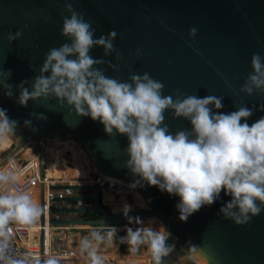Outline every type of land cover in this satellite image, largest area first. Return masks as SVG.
<instances>
[{
  "label": "water",
  "instance_id": "water-1",
  "mask_svg": "<svg viewBox=\"0 0 264 264\" xmlns=\"http://www.w3.org/2000/svg\"><path fill=\"white\" fill-rule=\"evenodd\" d=\"M65 2L0 0V70L11 71L8 83L19 85L28 80L26 87L31 90L32 79L39 74L49 49L69 42L61 36V12L64 16L69 15L64 11ZM67 2L84 15L85 21L91 22L94 38L107 36L112 31L117 33L112 43L122 59H116V52L104 56L102 47L90 51L92 58L105 61L96 67L103 69L106 76L129 81L132 74L147 72L164 84L163 95H171L173 99L177 89L183 96L223 97L224 107L219 110L223 113L235 111L242 104L248 107L264 105V94L239 93L252 72V55L260 53L264 56V0ZM193 27L197 29V35L190 38L189 30ZM17 31H21V36L9 43L8 34L15 35ZM137 49L140 50L139 58ZM110 64L118 65V70ZM31 66L36 70L33 71ZM13 93L9 99L0 90V108L6 109L11 119L20 122L15 133L18 140L11 138L12 147L1 156L0 163L28 142L41 154V140L51 138L66 142L72 138L106 178L126 186L133 183L135 178L124 166L128 159L126 137L108 136L98 121L75 115L67 106H58L55 99L47 102L30 100L27 107H22L16 103L18 89L14 87ZM30 113H43L47 119L37 120ZM164 116V124L173 134L190 128L187 120L174 119L171 111H166ZM262 116L264 112L255 111L247 122L251 125ZM26 119L32 121L36 131L24 127ZM52 188L91 191V195L55 197L57 201L91 202V206L52 207L51 212L75 216L53 218L52 224L103 226L128 221L122 210L112 211L102 204L97 185L69 184ZM136 190L145 199L147 208H133L129 215L142 219L157 217L170 233L166 243L175 245L173 253L163 258L162 264H264V211L247 225L237 226L218 214L222 204L230 199L221 193V200L202 207L182 222L175 207L179 197L147 184ZM43 191L42 187L41 201ZM41 211L43 214V209ZM150 264H153L152 260Z\"/></svg>",
  "mask_w": 264,
  "mask_h": 264
},
{
  "label": "clouds",
  "instance_id": "clouds-1",
  "mask_svg": "<svg viewBox=\"0 0 264 264\" xmlns=\"http://www.w3.org/2000/svg\"><path fill=\"white\" fill-rule=\"evenodd\" d=\"M64 11L69 15L61 12V36L69 42L49 49L39 74L32 79L31 90L26 87L28 80L10 84L7 79L11 71L0 70V90L4 95L11 99L15 87L16 103L22 107H27L30 100L55 99L58 106H67L75 115L98 121L108 136L126 137L128 159L124 166L135 178L129 186L135 189L147 184L179 197L175 207L182 222L202 207L221 200V193L230 199L222 204L218 214L237 226L247 225L264 211V116L251 125L247 122L255 111L264 112V105L242 104L235 111L223 113L219 111L224 107L223 97L183 96L177 89L173 99L163 95L164 84L147 72L132 74L129 81L108 77L96 67L105 61L92 58L90 51L102 47L104 56L116 52V59H122L112 43L117 33L94 38L91 22L85 21L84 15L67 0ZM188 35L194 38L197 29L191 28ZM20 36L21 31H17L15 35L9 33L7 39L11 43ZM139 52L137 49V58ZM109 66L118 70V65ZM31 68L36 70L35 66ZM251 68L239 93L264 94V56L254 53ZM166 111H171L174 119L187 120L190 128L173 134L164 124ZM30 115L37 120L47 119L43 113ZM19 124L8 116L6 109L0 108V144L16 138ZM23 125L37 130L31 120H24ZM18 180L14 168L0 170V264H61L53 254L44 258L33 253L8 255L12 226L28 228L41 215L40 204L30 192L14 190ZM131 211V205H123L128 224L136 227H126V235L119 237V242L127 244L133 254L145 247L153 264H162L163 258L170 257L175 250L174 244L166 243L170 233L163 225L159 230L152 227L155 218L145 224L140 217L130 216ZM116 232L115 227L108 232L92 230L81 238L79 251L87 264H104L100 246L113 244Z\"/></svg>",
  "mask_w": 264,
  "mask_h": 264
},
{
  "label": "built area",
  "instance_id": "built-area-1",
  "mask_svg": "<svg viewBox=\"0 0 264 264\" xmlns=\"http://www.w3.org/2000/svg\"><path fill=\"white\" fill-rule=\"evenodd\" d=\"M45 139L41 140V154L35 152L34 145L33 147V155H31L27 159H22L21 161H18L16 165L11 164L9 165V168H14V170L18 171V177L21 179L18 180V184L16 185V188L14 190L22 191L24 188H26L29 185L32 184H38L40 186V200L39 204L41 209H43V214L41 211L40 218L38 222L35 224L37 225V230L34 231L33 235H31L32 239L30 240L27 235V231L24 229V227H17L12 226V239L10 241V247L8 250V255L13 257H19L25 253H33L36 256H39L41 258L46 257L48 254L56 255L60 261L61 264H85L82 256L78 255L73 251L72 248H70L68 244V230L73 229L72 227L74 224H52L50 222L51 219H59L62 217H75L70 214L67 216H64L61 213H54L51 212L50 209L52 207H85V206H91V202H84V201H57L54 200L55 197L63 198L67 195H91V191L86 190H71L69 188L67 189H56L52 188V186L56 185H69V184H94L97 185V187L100 190V199L104 206L107 208H110L107 205H110V202L103 200V189L106 190L109 194H115L116 198L120 199L123 197L124 200L127 202L133 201V195H134V189L130 186L122 185L118 182H115L111 179H108L104 176V174L100 173L95 165L91 163L89 159H87V164L89 169L91 168V171L89 175L92 178L91 183H70L69 181L63 180V177L60 176L58 178H52L47 181V165L49 162V156L48 154L51 153V150H47V148L44 146ZM69 146L71 148L78 149L79 146H77L72 140L68 141ZM63 142H61L62 145ZM12 143L9 144L10 149ZM25 146V145H24ZM80 148V147H79ZM5 150V151H7ZM2 153V151H1ZM69 149H65L64 156L66 158V161L68 162V156L70 155ZM66 154L68 156L66 157ZM55 180V181H54ZM43 187V198L41 201V188ZM136 189V188H135ZM143 208L146 209L147 206H135L134 208ZM113 211V210H112ZM43 219V222H42ZM110 226V225H109ZM106 225L105 227H109ZM69 227V228H68ZM93 228H99L96 226H91ZM102 227V226H100ZM103 227V228H105ZM83 229H77V231L81 232ZM20 236L24 238L22 241L20 239ZM32 242H34L32 244ZM29 245H24V244Z\"/></svg>",
  "mask_w": 264,
  "mask_h": 264
},
{
  "label": "bare ground",
  "instance_id": "bare-ground-1",
  "mask_svg": "<svg viewBox=\"0 0 264 264\" xmlns=\"http://www.w3.org/2000/svg\"><path fill=\"white\" fill-rule=\"evenodd\" d=\"M46 140H48L47 143V150L49 151V149L51 150L50 153V158L51 161L48 163L47 165V181H49V179L52 178H58L60 176L63 177V180L65 181H69L71 179L76 180V183H91L92 178L89 175L91 168L89 169L88 167V162L87 159H89L86 154L84 153V151L78 147V149L75 148H71L69 146V142L70 140H72L76 145L77 143L72 139L69 138L68 141L63 142L61 145V142H58L54 139L51 138H46ZM13 140L10 138L7 142L0 144V161H1V151H5L7 150V148H9V144L12 143ZM78 146V145H77ZM12 147V144L10 146V148ZM69 149V151L71 152V160L70 163L68 164V162L66 161V158L64 156V151L65 149ZM24 147H22L20 150L16 151V152H21L22 151V157L24 159L29 158L31 155H33L32 149L30 148H26L23 149ZM49 148V149H48ZM14 152L12 155L8 156L7 158H5L1 163H0V170L2 169L3 165H5V163H7L14 155ZM97 169V168H96ZM110 179V178H108ZM21 180V179H20ZM55 181V180H54ZM24 190H27L28 192H30L34 197L35 200L39 202V195H40V189L37 187H35L34 185H29L26 188H24ZM22 190V191H24ZM104 192V191H103ZM106 198H108L107 200L111 201V210H115V211H120L122 210V207L124 204H129L132 206V209L135 206H139L142 207L146 205L145 203V199L143 198V196L136 190L134 189V195H133V201L132 202H127L126 200L122 198L118 199L116 198L115 194H109L107 192H105ZM155 218L156 222L152 225V227L156 228V229H160L161 227V223L159 222V219L157 217H151V218H146V219H142L145 224H147L149 219ZM124 225H129L128 221H124L121 223H117V224H112L110 227L112 228V226H124ZM74 226H88V225H74ZM25 230L27 231V235L29 236L28 238L31 240L32 237L31 235H33L34 231L37 230V225H33L30 226L28 228H25ZM68 232H70V230H68ZM21 241L24 239L22 238V236H20ZM68 244L70 246V248L73 249V251L75 253H77L78 255L80 254L79 251V245H77L76 243L80 242V238L79 235H73L72 237L69 236L68 234ZM33 244V242H32ZM24 245H29V244H24ZM99 255H101L104 259V264H130L132 262H128V257L125 261V256H121L120 253H117L115 244H111V245H104L102 244L100 246L99 249ZM82 256V255H81ZM82 259L84 261L85 264H87L86 259L84 258V256H82ZM150 263H151V259H150ZM149 263V264H150ZM133 264V263H132Z\"/></svg>",
  "mask_w": 264,
  "mask_h": 264
},
{
  "label": "rangeland",
  "instance_id": "rangeland-1",
  "mask_svg": "<svg viewBox=\"0 0 264 264\" xmlns=\"http://www.w3.org/2000/svg\"><path fill=\"white\" fill-rule=\"evenodd\" d=\"M46 140V139H45ZM47 143H48V140H46L45 141V143H44V146L46 147L47 146ZM26 148H30V149H32L33 150V147H32V143L31 142H28L25 146H24V148L23 149H26ZM8 151V150H7ZM22 151L23 150H21V152H16L15 153V155L7 162V163H5V165H3V167H2V169L1 170H7L8 169V167H9V165H11V164H14V165H16L17 163H18V161H21L22 159H23V157H22ZM6 151H2V154H1V156L5 153ZM70 155H71V153H70ZM68 156V154H66V157L68 156L69 158H68V164L70 163V158H71V156ZM48 156H49V158H50V154H48ZM51 161V158L49 159V162ZM48 162V163H49ZM19 181H20V179H19ZM76 180H74V179H71L70 180V183H73V182H75ZM32 185H34L35 187H37L38 186V188L40 189V186L38 185V184H32ZM103 200L104 201H108L107 199L108 198H106V195H105V192H106V190H104L103 189ZM33 196V195H32ZM33 198L35 199V197L33 196ZM39 200H40V195H39ZM108 202H110V204H111V201L109 200ZM107 206H109L110 207V209H111V206H112V204H111V206L110 205H107ZM84 216H86V217H93V215L92 214H90V215H88V214H85ZM106 225H103L102 227H100V226H96V227H99V228H93V227H91V226H73L72 228L73 229H69L70 230V232H68V234H69V236L70 237H72L74 234L75 235H79V238H80V240H81V238L82 237H84V236H86V235H88L89 234V232L90 231H92V230H101V231H103V232H108V231H110L112 228L109 226V227H105ZM21 227H23V226H21ZM103 227H105V228H103ZM126 227H136V225H124V226H118V227H115V228H117V232H116V240L114 241V244H115V247H116V250H117V253H120L121 254V256H125V261H126V259L128 258V257H130V258H128V262L130 261V262H132L133 264H149L150 263V259H151V257H150V255L148 254V251H147V249L145 248V247H141L140 249H139V251L137 252V253H135V254H133V253H131V252H129L128 251V245L127 244H121L120 242H119V237H123V236H125L126 235V231H125V228ZM69 228V227H68ZM24 229H25V227H24ZM77 229H83V230H81V232H80V234H79V232L77 231ZM34 243V242H33ZM69 243V242H68ZM132 263H130V264H132Z\"/></svg>",
  "mask_w": 264,
  "mask_h": 264
},
{
  "label": "crops",
  "instance_id": "crops-1",
  "mask_svg": "<svg viewBox=\"0 0 264 264\" xmlns=\"http://www.w3.org/2000/svg\"><path fill=\"white\" fill-rule=\"evenodd\" d=\"M77 245H79V243H76Z\"/></svg>",
  "mask_w": 264,
  "mask_h": 264
},
{
  "label": "trees",
  "instance_id": "trees-1",
  "mask_svg": "<svg viewBox=\"0 0 264 264\" xmlns=\"http://www.w3.org/2000/svg\"><path fill=\"white\" fill-rule=\"evenodd\" d=\"M112 227H117V226H112Z\"/></svg>",
  "mask_w": 264,
  "mask_h": 264
}]
</instances>
